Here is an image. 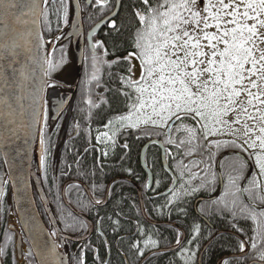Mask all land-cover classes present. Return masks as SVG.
<instances>
[{
	"label": "trees",
	"instance_id": "1",
	"mask_svg": "<svg viewBox=\"0 0 264 264\" xmlns=\"http://www.w3.org/2000/svg\"><path fill=\"white\" fill-rule=\"evenodd\" d=\"M65 2L67 5L66 12L61 9L59 14H57V9L60 8L58 0H47L42 15V24L45 38L56 40L49 61V63L55 64L56 67L50 71L48 76L51 80L60 82L64 86L73 87L76 84L80 69L76 63L73 48H69L67 42H62L66 15H68L67 10L70 9L71 5L70 0H65ZM149 2L154 3L158 2V0H149ZM120 3V11L115 19V27L108 31V36H106L107 48H110V51L117 55H123L129 49L136 51L134 37L137 29L141 28L142 25L135 13L137 10L144 11V5L141 0H122ZM89 11H91V8L87 10L86 14L88 17L87 21L91 25L92 21H96L101 15H95V12L89 15ZM130 65L132 67V78L139 79L134 74L131 62L120 60L117 68L103 66L98 71L96 66V78L94 81H90L89 79L91 78L88 77L90 76L89 73L93 71L92 64L85 62L82 66L83 68H81L82 73L79 83L74 90L76 97L73 103V111L65 118L53 119L50 114V106L49 104L46 105L43 131L45 130L46 122L49 148L48 167L46 169L42 168V185L64 231L70 229V224L71 230H82L84 233L87 230V223L67 208L62 200L63 183L69 181V177L75 178L71 182L75 181L76 183L85 184L95 200L103 199L106 186L110 180L117 176L125 175L128 172L127 170L132 172L133 176H137L138 185L142 186L147 181V175L140 164V152L148 140L158 139L155 136L160 133L159 128L152 126L139 129L128 126L122 127L118 130V134H114H117L114 139L115 143L108 144L114 145L115 148L108 151L111 153L107 158H102L100 154L102 148L99 145L97 147L93 140L94 133L98 129L105 127L109 119L125 114L128 111L127 104L129 100L122 93L129 92L131 89L122 78H126L129 75L128 68ZM132 95L135 96V93L133 92ZM77 127L80 131L70 137ZM185 128H197L199 139H193L191 144H189L187 142L189 133L185 131ZM170 131L172 133L171 138H165L164 144L167 151V162L175 175H171L164 168L161 150L157 145L149 146L145 159L155 177V183L152 187L155 194L169 189L174 177L177 178V187L172 193H179V197L173 199L172 194L162 196L156 201V204L166 209V215L169 220L174 221L177 219L175 215V206L179 204L177 200L181 201V204L178 205L182 210V213L179 214V220L187 228L183 231L185 237L181 246L171 251L157 254L145 264H198L200 251L211 240L214 233L219 230L226 232L217 235L203 250L202 264H218L219 261H222L223 264L225 261H227V264H257L255 261H260L257 254L264 251V239L257 236L255 240L257 248H251L252 238L256 235L254 229L257 228V221H253L246 213L240 211L244 205L251 207L248 193L236 191L237 188H251L249 181L253 178V174H256V168L252 160H248V166L244 170L242 178L236 182L235 187L229 185L226 191L223 186V189L220 190L219 175H222L225 185L228 183V173L231 171L230 163L225 158L235 157L241 153L247 157L248 155L236 146H222L217 149L213 145V150L210 154L209 149L206 150L207 142L203 132L199 130V126L191 119L176 120ZM181 141H184V143H181ZM224 141L235 140L224 139ZM236 144L240 145L237 141ZM210 155L212 157L211 160L209 159ZM217 162H219L218 166ZM222 162L224 164L223 167H221ZM213 173L215 174L214 179ZM136 174H139V176ZM132 175L129 176L134 178ZM232 175H236V173L232 172ZM70 191H73L72 195ZM253 191H259L264 194L259 182H257V188ZM185 192L187 193L186 195ZM232 193H235V196ZM10 196L11 191L8 186L4 192L0 207L2 209L1 237L4 242L1 247H5V254L2 258L4 264H17L12 260L13 257L11 256L14 252L15 235L12 239L9 237L7 242L5 239L8 233L12 234L9 231L10 228L7 229V223L13 219L12 197ZM202 196L213 198L212 200L198 201L196 203V207L201 212L208 211L212 213V225L204 223L195 211V199ZM66 197L80 214L86 216L87 219L92 220L94 223L102 216L99 223L106 237H103L104 234L101 235L95 231L88 238L87 243H91L90 246L93 244L97 248L98 258L94 257L91 249V251H87V255L85 254V264H125L123 255L116 250L115 245L113 247L114 241L111 233L113 229L118 230L121 227H127V229H130L131 234H134L137 230H144L145 233L137 235L133 243L143 250V254L147 252L146 250L168 247L175 243L176 240L182 239L183 232L178 239L174 230V236L172 238L168 237L167 243L165 241L161 242V240L147 232L151 224L148 222V218L153 220V217L159 215L160 211L150 212L149 204L154 202L148 200L149 204H144L147 215L145 217L140 210L137 191L134 190L128 181L113 183L109 199L104 205L93 203L83 187L78 184L71 183L69 185L66 189ZM233 199L237 200L236 204H239V206L230 208V212L224 210L225 204L230 200L233 201ZM38 202L41 207L42 203L39 198ZM257 206L258 209L264 208V204H258ZM44 216L48 219L46 212H44ZM196 219L197 224L194 221ZM198 224H201L200 227L197 226ZM107 228L110 230L108 233L106 232ZM169 232L171 233V231ZM242 236L249 248L246 253L238 256L241 252ZM104 238L110 242L111 247L108 263H106L108 250L106 244L108 243ZM146 241L148 242L147 244L145 243ZM153 241L155 243H152ZM121 242L125 243L126 247L129 244L126 239ZM8 244L9 246L7 247ZM193 253L195 254L194 258L192 257ZM127 256L139 259L141 254L137 248L133 247V250ZM28 264H35L31 255H29Z\"/></svg>",
	"mask_w": 264,
	"mask_h": 264
},
{
	"label": "snow or ice",
	"instance_id": "2",
	"mask_svg": "<svg viewBox=\"0 0 264 264\" xmlns=\"http://www.w3.org/2000/svg\"><path fill=\"white\" fill-rule=\"evenodd\" d=\"M44 2L47 3V0ZM58 2L60 8L57 9V14L61 9L66 12L65 0ZM141 2L144 11L137 10L135 13L142 25L134 37L136 51L124 57L125 61L130 62L133 57L140 61V77L132 78L130 65L129 75L122 78L131 89L122 93L129 100L128 111L109 119L105 127H111L115 122L119 123L121 128L128 126L139 129L141 124H151L155 127L166 125L169 121L191 119L207 139L213 133L222 131L215 126L209 127L210 121L214 125H235L241 122V117H246L247 120L258 122L252 126L247 123L243 125L245 136L254 135V138L244 142L252 149V153L248 159L240 155L225 158L230 161L231 171L228 173V183L224 187L227 191L229 185L236 186V182L242 178L248 166V160L253 157L259 175L264 176V48L259 47L260 44H264V32H260V29L264 28V0H158L154 3L141 0ZM24 6L23 0H0V22L4 23L5 28L8 16L15 17L17 21L21 20L25 13L19 11L17 14V10ZM27 7L29 11L34 12L39 4L37 0H30ZM111 26L115 27V22ZM210 28H215V31H210ZM19 47L16 40L11 44L0 42V60L7 54L16 62ZM92 47L94 50L96 44ZM91 60L93 68L91 79H95L97 63L95 51ZM45 63L47 67L41 65V71L43 76L47 77L56 65ZM9 66L11 67V64ZM26 69L27 64L22 65L19 70L21 83L18 87L21 91L29 89L35 128L39 123L41 94L48 81L42 79L37 83L35 69L31 72ZM13 72L15 73L16 69H13ZM133 92L135 96L132 95ZM241 96L245 99L241 100ZM0 103L7 105L8 115L11 116L12 105L8 98H0ZM249 108L252 109L251 112ZM232 112L236 113L234 119H224ZM185 131L189 133L187 141L189 144L193 139H199L197 128H185ZM256 132L259 135H255ZM97 140H100L99 136ZM40 142L44 153L41 165L46 169L49 148L46 122ZM208 145L209 148L215 145L217 149L222 146H236L244 152L248 151L244 144L237 145L236 141L209 140ZM211 158L210 155L209 159ZM223 166L222 162L221 167ZM232 172L236 175H232ZM249 183L251 188H237L236 191L248 193V199L251 201V207L244 205L240 211L246 213L253 221H257V228L254 229L256 235L251 242V248L256 249V237L264 239V208L258 209L257 206L264 204V194L253 191L257 188L255 173ZM232 194L235 196V193ZM172 195L176 198L180 194L173 192ZM236 203L237 200L233 199L232 205L235 206ZM132 247L143 254V250L139 249L137 244H133ZM241 250H244L243 242ZM4 254V247H0V256ZM194 255L193 253V258ZM257 256L264 262V251L259 252ZM77 264H84L83 255ZM224 264H227V261Z\"/></svg>",
	"mask_w": 264,
	"mask_h": 264
},
{
	"label": "water",
	"instance_id": "3",
	"mask_svg": "<svg viewBox=\"0 0 264 264\" xmlns=\"http://www.w3.org/2000/svg\"><path fill=\"white\" fill-rule=\"evenodd\" d=\"M91 0H87L89 3ZM119 2V0H118ZM117 2L116 9L102 20L96 22L92 28L87 32L84 31L82 4L80 0H71L73 16L66 34L63 39L72 38L73 49L78 68L81 71L83 63V51L85 45V36L87 38L90 48L96 44L93 37L98 34L101 27L106 21L112 19L119 10V3ZM39 7L34 11H29L27 5L30 0H23L25 5L23 8L17 10L23 11L25 15L17 21L15 17L8 16L6 19L7 28L4 23L0 22V42L11 44L13 40L20 45L17 49L19 55L13 62V57L5 54V58L0 60V98L7 97L12 105V115L9 116V109L7 105L0 103V207L6 187L9 186L11 191L12 202L15 213V222L10 223L9 230L16 234V250L18 258L22 259V251L28 245L36 259L37 264H70L67 257L59 251L57 240H54L49 226L44 220L39 210L35 190L38 193L39 199L44 206L46 213L52 226L55 227L57 234H60V227L54 212L51 208L50 201L47 198L43 181L42 173L40 177H36L33 157L36 149L38 137L40 132L42 134L43 116H44V100L50 101V114L52 118H57L62 111L69 105L74 90L77 87L80 71L76 84L72 87V92L62 93L60 90H55L53 97L47 95L48 87L52 81L43 76L41 65L47 67L45 62L49 61L50 50H46L43 45L46 43V38L42 25V15L45 6L44 0H37ZM23 21H27L24 23ZM11 64V67L9 66ZM27 64L26 71L31 72L35 69L36 82L46 79L48 84L44 86L42 99L40 100V117L39 123L33 127L32 120V100L28 95L29 89L25 88L23 91L18 87L21 83L19 70L22 65ZM16 69V72H13ZM23 97L18 99V97ZM9 121H13L10 123ZM176 120H174L175 122ZM171 121L168 129L174 125ZM157 143L162 149V162L164 167L172 173L167 158L166 150L162 141L158 139L150 140L142 149V166L148 173L150 182L152 175L147 168L144 160L145 150L150 144ZM3 170L7 174L6 182H4ZM177 186V178L174 177L173 183L169 189L163 194H168ZM140 190V189H139ZM90 224V231L83 237L85 239L93 230V224ZM0 228H1V208H0ZM222 233L226 231H221ZM220 233V232H219ZM185 237L183 233V240ZM180 240V241H181ZM0 247H1V229H0ZM176 246L170 248L173 250ZM54 249V251H53ZM204 250V249H203ZM239 254L238 256H240ZM0 264H3L0 256ZM26 264V263H25Z\"/></svg>",
	"mask_w": 264,
	"mask_h": 264
},
{
	"label": "bare ground",
	"instance_id": "4",
	"mask_svg": "<svg viewBox=\"0 0 264 264\" xmlns=\"http://www.w3.org/2000/svg\"><path fill=\"white\" fill-rule=\"evenodd\" d=\"M68 39H63L62 40V42H67V43H69L68 41H67ZM70 46L72 47V48H74L73 47V41H72V39H71V43H70ZM43 47L46 49V50H51L52 49V43L50 42V41H48V40H46V43L43 45ZM139 71L137 70L136 71V69H134V74H137ZM51 88H54V89H56V90H58V89H60V87L59 86H55V85H51L50 87H49V89H51ZM66 92L69 94L70 92H72V89L71 90H66ZM75 97H76V95L73 93V96H72V99H71V101H70V107L72 108L73 107V103H74V100H75ZM44 103H45V100H44ZM71 108L69 109V110H71ZM60 117V115L57 117V118H59ZM57 118H55V119H57ZM117 129L119 130V128H117L116 126L115 127H108V128H100V129H98L95 133H94V136H93V140H94V142H97L98 140H97V137L99 136L100 137V140H101V138L104 136L103 134L104 133H107V134H115L116 132H117ZM41 136H42V134H41V132H40V135H39V137H38V141H37V145H36V149H35V152H34V157H33V166H34V171H35V175H36V177H40L41 176V157H42V155H43V145L41 144ZM154 139V138H153ZM153 139H151V140H153ZM150 141V140H149ZM149 141H147L146 143H148ZM146 143L143 145V147L146 145ZM163 143V142H162ZM155 145H157L158 146V148H160V150H161V157H162V149H161V147L157 144V143H154ZM153 143L152 144H150L149 146H151V145H154ZM163 145H164V147H165V150H166V146H165V144L163 143ZM149 146L147 147V149L149 148ZM142 147V148H143ZM211 147H212V145H211ZM210 147V148H211ZM102 148V150L100 151V154H101V156H102V158L104 157V158H107L109 155H110V153L111 152H108V151H111L112 149H114L115 148V146L114 145H107V146H105V147H101ZM210 148H209V145L208 144H206V150H210ZM147 149L145 150V154H144V160H145V162H146V152H147ZM141 154H142V149H141V152H140V164H141V167L143 168V166H142V158H141ZM166 157H167V151H166ZM165 157V158H166ZM169 165V164H168ZM170 167V166H169ZM165 168V167H164ZM170 169H171V167H170ZM167 170V169H166ZM172 170V169H171ZM128 172L125 174V175H121L122 177H116V178H114V179H112V181L110 182V184L111 183H113V182H115L116 180H119V179H122V178H124V179H129L130 180V184H131V186L134 188V190H136L137 191V195H138V200H139V204H140V210L142 211V210H144V211H146L145 210V205L144 204H149V201L148 200H152L154 203H151V204H149V208H150V212H156V211H160V214L159 215H156L155 217H153V220L152 219H150V218H148V222H150L151 224H150V227L148 228V230H147V232H149L150 233V235L151 236H154L155 238H158L159 240H161V242H168V240H167V238L169 237V238H172V236H174V231H176V236H177V238L179 239V236H180V234L183 232V231H185L186 230V228L187 227H185V226H183L182 225V222L179 220L180 218V216H179V214H181L182 213V210L180 209V207H178V205L179 204H181V201H178L177 200V202L179 203V204H177L175 207H176V211H175V215H176V218L177 219H175L174 221H171V220H169V217L166 215V213H167V210L166 209H164V208H162L160 205H158V204H156V201H158V199L160 198V197H162V196H166V195H169V194H172V191L175 189H172L171 191H170V193H168V194H163V193H165L166 192V190L164 191V192H162V193H158V194H155L154 193V191H153V188L152 189H149L150 190V194H152V197L150 198V197H148V195H150V194H147V195H145L144 193H142L140 190H139V185H138V183H137V176H133L132 174V172H130L129 170H127ZM168 171V170H167ZM169 172V171H168ZM171 175H175L174 174V171L172 170V173L171 172H169ZM129 175H132L134 178H132L131 176H129ZM136 175H138L139 176V174H136ZM3 176H4V182H6V178H7V174H6V172H5V170H3ZM220 177H222V175H219ZM148 179H150L149 178V176H148ZM147 179V180H148ZM71 181H67V182H65V183H63L64 184V186H63V188H62V195H61V197H62V200H63V202L66 204V205H69V201L67 200V197H66V188H67V186L69 185V184H71L70 183ZM152 183H153V180L150 182V180H148L147 181V187L148 188H151L152 187ZM178 183V182H177ZM84 187H85V189L87 190V193L90 195H87L91 200H92V195H91V193H90V190H89V188L84 184ZM175 187H177V186H175ZM45 192H46V190H45ZM46 195H47V193H46ZM109 195V190H105V197L107 198V196ZM35 196H37V197H39L40 195H38V193L36 192V190H35ZM179 197V196H178ZM178 197H176V198H174L173 197V195H172V198L173 199H177ZM47 198H48V195H47ZM213 198L212 197H198L197 199H195L196 200V203L198 202V201H208V200H212ZM48 200H49V198H48ZM94 201H98V200H95L94 199ZM176 203V202H175ZM196 203H195V205H194V208H195V211H196V213H197V215H198V217L200 218V219H202V221L204 222V223H206V224H212L211 222V217H212V213L210 212H208V211H205V212H201L199 209H198V207H196ZM64 204V205H65ZM227 205V206H226ZM12 206H13V202H12ZM239 206V204H236L235 206H233L232 205V201L230 200V201H228L226 204H225V206H224V210H228L229 212H230V208L232 209V208H236V207H238ZM52 208V207H51ZM41 209L44 211V212H46V210H45V208H44V206H39V210H40V212H41ZM181 210V211H180ZM13 220L15 221V213H14V207H13ZM1 215H2V209H1ZM41 215H43L42 213H41ZM83 217H85L84 215H83ZM86 218V217H85ZM87 219V218H86ZM87 221H88V226H89V222H91V221H89L88 219H87ZM195 221V223H196V221H197V219L196 220H194ZM10 223H12V222H8L7 223V225L9 226V224ZM194 224V223H193ZM192 224V225H193ZM197 224V223H196ZM201 225V224H200ZM200 225L198 224L197 226H199L200 227ZM173 228V229H172ZM50 229V228H49ZM166 229V230H165ZM114 230V231H113ZM113 230H111V232H112V234H113V241H114V243L115 242H117V241H119V246H118V248H119V252L122 254V253H125L126 254V256H123V258H124V263L125 264H145L146 262H148V261H150L151 259H152V257L153 256H155V255H157V254H160V253H164V252H167V251H171L170 250V248H172L173 246H176L177 248L179 247V246H181V243L183 242L182 240H181V242L179 241V243H177V241L178 240H176V242L175 243H173L171 246H168V247H159V248H156V249H149V250H146L147 252L146 253H144V254H142L141 256H140V258L139 259H137L136 257L135 258H131V257H128L127 255H128V253L129 252H131L132 250H133V248H131V245H130V240H131V238L133 237L134 239H135V237H137V235H143L144 233H145V231L143 230V231H141V230H137L134 234H131V232L129 231L130 229H127V227L126 228H120V229H118V230H115V229H113ZM168 230V231H167ZM174 230V231H173ZM169 231H171V233L169 232ZM50 232H51V230H50ZM106 232H107V230H106ZM220 232V233H219ZM219 234H222V232L219 230V231H216L215 233H214V236H212V238H211V240H209L208 242H207V244L204 246V248L203 249H205L212 241H213V239L217 236V235H219ZM53 236V235H52ZM123 239H127L128 241H127V243H129L128 244V246L126 247L124 244L125 243H122L121 241L123 240ZM162 239H163V241H162ZM54 240H57V242H58V239H57V237L56 238H54ZM184 240V239H183ZM121 242V243H120ZM242 242L243 243H246V241L244 240V238H243V236H242ZM123 245H124V247H123ZM106 246L108 247L109 246V244H106ZM59 251L61 252V254L62 255H64V257H67L68 258V260H69V257H68V254H67V252H66V250H65V248L64 247H60L59 246ZM203 250H201L200 251V253H199V261H198V264H202V255H203ZM245 252H244V250L242 251L241 250V252H240V254L241 255H243ZM29 255H31L32 257H33V259L35 258L34 257V254H33V252H32V250H31V248L28 246V248H25V250H23L22 251V259L20 260L19 258H18V254H17V250H16V242L14 243V252H13V254H11V256L13 257L12 258V260H14L17 264L19 263V262H23V261H29ZM131 256V255H130ZM2 257V256H1ZM34 261H35V264H37V262H36V259H34ZM2 262H3V264H4V260H3V258H2ZM69 263H70V260H69ZM255 263H257V264H264V262H261V261H255ZM218 264H219V262H218Z\"/></svg>",
	"mask_w": 264,
	"mask_h": 264
},
{
	"label": "flooded vegetation",
	"instance_id": "5",
	"mask_svg": "<svg viewBox=\"0 0 264 264\" xmlns=\"http://www.w3.org/2000/svg\"><path fill=\"white\" fill-rule=\"evenodd\" d=\"M122 0H119V2H118V0H100V2L98 3L97 2V0H91L89 3L87 2V0H80V2H81V4H82V11H83V13H84V17H83V25H85L84 26V31H85V34L87 35V32H88V30L90 29V28H92L93 27V25L94 24H96V22H98L99 20H102L103 18H105V16H108L109 15V13H112L113 11H114V9H116V6H117V2L119 3V10H118V12L116 13V15L112 18V19H110V20H108V21H106V23H104V25L101 27V29H100V31L98 32V34L96 35V36H94L93 37V40L95 41V42H100L99 44H97L96 45V47H95V49L93 50V48H90L89 47V44H88V41H87V38H86V36H85V45H84V51H83V63H82V66L85 64V62L87 63V64H92V60H91V58H92V54H93V51H95V54H96V57H97V63H96V66H97V68H98V71L101 69V67H103V66H105V67H107V66H111V67H115V68H117L118 67V65L120 64V60H124V57H126V56H128V54L130 53V52H135V51H131L130 49L126 52V53H124L123 55H120V54H113L111 51H110V48H107V39H106V36H108L107 34L109 33L108 31H110L111 29H113V27L111 26L112 24H113V22H115L116 23V21H115V19H116V17L118 16V14H119V11H120V6H121V2ZM91 8V11H89V15L90 14H93V12H95V15H101L100 16V18H98L96 21H92V24L90 25V23H88V21H87V10L88 9H90ZM67 13H68V15H66L67 16V18H66V21H67V19H69V17L70 16H73V12H71V7H70V9H68L67 10ZM72 19V18H71ZM71 19H70V21H71ZM65 35V32H63L62 33V36H64ZM62 36H60V37H62ZM71 39L72 38H68V45H69V48H71V46H70V43H71ZM63 48H65V47H63ZM73 52H74V49H73ZM113 61H119L118 63H112ZM130 62H131V64H132V66H133V69H136L137 67H136V64H134V62H133V58L130 60ZM137 64H139L138 63V60H137ZM83 68V67H82ZM93 72V71H92ZM92 72L91 73H89V77L88 78H91V74H92ZM81 73H82V71H81ZM96 75V74H95ZM138 77H140V73L138 72L137 74H136ZM80 80V79H79ZM90 81H94V79H89ZM53 82H52V84L51 85H55V86H59L60 88H61V90L63 91V93L65 92V93H67L66 92V90H71L70 88V86H64V85H62L60 82H56L55 80H52ZM78 83H79V81H78ZM52 89V88H51ZM94 99V98H93ZM95 100V99H94ZM73 107H74V104H73ZM73 107L71 108L70 107V104L62 111V113L60 114V117L59 118H61V117H67V115L70 113V112H72L73 111ZM71 108V110H69ZM169 124V123H168ZM168 124H167V126L164 128H162V127H160L159 128V134H157L158 136H155V138H158V140H160V141H162L163 143H165L164 141H165V138L166 139H169V138H171L170 136L172 135V133H171V131L168 129ZM116 126V125H115ZM147 126H149V125H146V126H140L139 128H145V127H147ZM55 128V127H54ZM119 129H121V127L119 128ZM64 130V129H63ZM78 131H80L79 129H78V127L76 128V131L73 133V134H71L70 135V137H72V136H74V135H76L77 133H78ZM118 129H117V134H118ZM116 134V135H117ZM116 135H114V134H112V142H113V144L115 143V141H114V139L116 138ZM63 137V136H62ZM149 141V140H148ZM96 146L98 145L97 144V142H95L94 143ZM94 145V146H95ZM98 147V146H97ZM99 147H102V146H100L99 145ZM98 150V149H97ZM212 147L210 148V154L212 153ZM241 156H243L245 159H248V157L245 155V154H240ZM200 161V160H199ZM218 163L219 162H217V166H218ZM146 165H147V163H146ZM43 167V166H42ZM147 168H148V170L150 171V173H151V175H152V180H153V183H152V187H153V184L155 183V177L153 176V173H152V171H151V169H150V167L147 165ZM143 170L145 171V169L143 168ZM145 173H146V175H147V179H148V173L145 171ZM118 177V176H117ZM119 177H122V176H119ZM116 178V177H115ZM114 179V178H113ZM146 179V180H147ZM68 180L69 181H71V180H75V178H73V177H69L68 178ZM112 180H110V182H111ZM119 181H128L129 183H130V180L129 179H124V178H122V179H119V180H116L115 182H119ZM148 181V180H147ZM147 181H146V183L145 184H142V186H140L139 185V189H140V191L142 192V193H144L145 195H147V194H150V190L149 189H152V187L151 188H148L147 187ZM110 182L107 184V186H106V189L105 190H109V194H110V192H111V186H112V184L113 183H115V182H113V183H111L110 184ZM70 183H72V184H78V185H81L82 187H83V189H84V191L86 192V194L87 195H89L88 193H87V190L85 189V187H84V184H81V183H76L75 181H72V182H70ZM70 185V184H69ZM69 185L67 186V188L69 187ZM220 190H222L223 189V186H224V182H223V177H220ZM66 188V189H67ZM72 193H73V191H70V194L72 195ZM157 194V193H156ZM90 196V195H89ZM148 197H152V194H150V195H148ZM108 199H109V195L107 196V198L105 197V194H104V197H103V199H100V200H98V201H94V199H93V197H92V201H93V203H95V204H97V205H104V204H106V202L108 201ZM196 203V201L194 202V204ZM38 204H39V202H38ZM66 205V204H65ZM40 206V205H39ZM67 206V208H69L73 213H75V215H78L79 217H81L87 224H88V221H87V217L85 218V217H83V215L82 214H80L73 206H72V204H70L69 203V205H66ZM53 210V209H52ZM54 212V211H53ZM41 213L43 214L42 216H43V218H44V220L46 221V223L48 224V226H49V228H50V230H51V234L53 235V237L54 238H56L57 237V239H58V245L60 246V247H64L65 248V250H66V252H67V254H68V257H69V260H70V264H77V261L81 258V255H83V260H84V264L86 263V255L88 254L87 253V251H91V249H92V251H93V253H94V257L95 258H98V250H97V248L92 244V246H90V244H88L87 243V240H88V238L95 232V231H97V232H99L101 235H103V237L105 236L106 237V234L103 232V230H102V228H101V224L99 223V220L100 219H102V216H100L99 217V219L97 220V221H95V223L92 221V220H89V221H91V223L93 224V230H92V232L85 238V239H83V237L85 236V235H87L88 233H89V231H90V224H89V226L87 225V230L85 231V233L82 231V230H80V231H77L76 229H73V230H71V224H70V229L69 230H66V231H64L63 229H62V227L60 226V221H59V219H58V217L56 216V214H55V212H54V216L56 217V219H57V222H58V225H59V227H60V231H61V233L60 234H57V232H56V229H55V227L54 226H52V224H51V222H50V220H49V217H48V219L44 216V211L41 209ZM142 213H143V215L145 216V217H147V215H146V211H144V210H142ZM212 225V224H211ZM107 230V233H108V231L110 232V230L107 228L106 229ZM112 233V232H111ZM95 239V238H94ZM106 241H107V243L109 244V246H108V250H107V255H106V263H108V260H109V258H110V255H111V247H110V242L106 239V238H104ZM127 240V239H126ZM92 241H93V239H92ZM91 241V242H92ZM128 241V240H127ZM135 242V239L132 237L131 238V240H130V245H131V248H133L132 246H133V243ZM119 241H117V242H115L114 244H113V247H114V245H115V248H116V250L119 252V248H118V246H119ZM247 247L249 248V246L247 245ZM248 248H247V251H248ZM86 254V255H85ZM122 255L123 256H126V254L125 253H122ZM84 256H85V258H84ZM25 264V263H24Z\"/></svg>",
	"mask_w": 264,
	"mask_h": 264
},
{
	"label": "rangeland",
	"instance_id": "6",
	"mask_svg": "<svg viewBox=\"0 0 264 264\" xmlns=\"http://www.w3.org/2000/svg\"><path fill=\"white\" fill-rule=\"evenodd\" d=\"M201 7L203 6V4L201 3V5H200ZM67 18V17H66ZM72 18V16H70L69 17V19H67V21L65 22V28L67 29L68 27H69V25H70V19ZM64 20H65V17H64ZM210 31H215V28H210L209 29ZM260 32H264V28H261L260 29ZM259 47L260 48H264V44H260L259 45ZM257 55H258V53H257ZM137 60L138 59H136L135 57H133V62H134V64H136V71L138 70L139 71V73H140V67H141V65H140V61L138 60V63L139 64H137ZM255 91V90H254ZM55 92V90H52V89H49L48 91H47V95L48 96H50V97H53L52 96V94ZM240 99L241 100H243V99H245L244 98V96H241L240 97ZM249 111L251 112L252 111V109L251 108H249ZM235 116H236V113L235 112H232V113H230L229 115H227V116H225L224 117V119H226V120H231V119H234L235 118ZM169 123V122H168ZM167 123V124H168ZM201 123H203V121L201 122ZM244 123H247L249 126H252L254 123H258V122H254V121H251V120H247L246 119V117H241V122L239 123V124H235V125H228V124H225V125H223V126H221V125H214L213 124V122H209V127H213V126H215V127H217V128H221L222 129V131H220V132H216V133H213L211 136H209L207 139H205V141L207 142V144H208V141L209 140H220V141H224V139H231V140H235V141H237V143L238 144H244V147L245 148H248V145L247 144H245L244 142H245V140H250V139H252V138H254V135L253 136H245L244 135V132H245V129H244V127H243V125H244ZM167 124L166 125H160V126H155V128H160V127H166L167 126ZM115 125H116V127L117 128H120V125H119V123H115L114 122V125L113 126H111V127H115ZM140 126H146V125H144V124H141ZM139 126V127H140ZM149 126H152L151 124H149ZM110 127V128H111ZM152 127H154V126H152ZM234 129H238V131H234ZM255 135H259V133L258 132H256L255 133ZM215 145H213V147H214ZM241 151H243V150H241ZM244 152V151H243ZM244 153H246L247 155H248V157H249V155L252 153V149L251 148H248V151L247 152H244ZM252 160V162H253V164H254V166H255V168H256V178L258 179V181L257 182H259L260 183V185H261V188L263 189V192H264V176H260L259 175V170H258V168H257V166H256V164H255V160H254V157L251 159ZM227 162H229L230 163V161H228L227 160ZM230 165V164H229ZM10 222H15L13 219H11L10 220ZM7 229H8V225H7ZM12 234H7V237H8V239H9V237H10V239H12L13 237H14V235H15V238H16V234H15V232H13V231H11V230H9ZM14 238V239H15ZM1 239H2V241H1V245L4 243L3 242V238L1 237ZM8 239L6 240V242L8 241ZM15 242H16V239H15ZM12 245H13V243H11ZM9 246V244L7 245V247ZM4 249H5V247H4ZM24 263H26V264H28V262L27 261H23V262H19L18 264H24Z\"/></svg>",
	"mask_w": 264,
	"mask_h": 264
}]
</instances>
